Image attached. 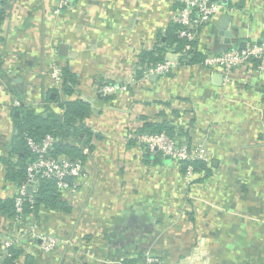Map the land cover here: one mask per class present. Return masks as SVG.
Masks as SVG:
<instances>
[{"label": "crops", "instance_id": "obj_1", "mask_svg": "<svg viewBox=\"0 0 264 264\" xmlns=\"http://www.w3.org/2000/svg\"><path fill=\"white\" fill-rule=\"evenodd\" d=\"M221 1L232 37L226 42L219 16L213 19L197 41L208 54L240 48L264 28L261 0ZM70 3L55 13L57 0H11L0 26L1 200L16 190L2 161L9 154L17 159L10 153L15 101L42 111L44 93L60 89L52 70L69 67L77 84L65 99L92 106L85 118L92 148L83 149L88 178L67 196L72 211L41 210L37 220L29 214L22 223L0 212V242L35 222L39 235L59 244L44 251L39 238H29L11 264H123L145 253L159 264H264V70L241 69L224 84L202 62L183 64L168 51L167 73L147 69L134 79L139 54L165 40L179 1ZM106 81L125 89L104 100ZM51 106L63 113L58 103ZM146 120L188 132L210 157L209 175L189 185L171 159L146 161L139 143L128 141ZM8 256L0 247V264H10Z\"/></svg>", "mask_w": 264, "mask_h": 264}, {"label": "trees", "instance_id": "obj_2", "mask_svg": "<svg viewBox=\"0 0 264 264\" xmlns=\"http://www.w3.org/2000/svg\"><path fill=\"white\" fill-rule=\"evenodd\" d=\"M11 0H0V26L7 15L6 4ZM264 3V0H261ZM179 24L171 21L165 33V40L160 41V44L154 46L151 50H143L138 56V65L134 74V79L141 78L144 72L154 67L157 63L166 60V53L172 51L179 54V61L183 64H192L202 62L206 55L218 54L221 51L227 50L232 46H227L223 50L215 53H205L197 49V42H188L186 39L178 37L177 29ZM186 43L190 44V49L183 50ZM260 59L252 58L250 66L258 70ZM247 68L245 70H247ZM119 87L112 81H106ZM105 82V83H106ZM77 84L76 75L69 67L62 69V86L60 89H49L44 93L42 103V111H38L29 105L21 103L15 106L12 113L13 127L15 135L11 142V154L17 156L16 160L11 159L10 154L2 158L5 168V178L7 181L13 182L16 186H20L26 180V166L29 161L34 158L33 153L29 150L27 137H32L35 141H41L46 135H51L54 141L48 150L49 155L55 158H69L72 160L79 159L85 166L87 155L83 152L84 147L92 148L93 133L86 126L85 118L92 110L91 103L81 98L65 99L76 92ZM104 85V83L102 84ZM54 93V94H52ZM100 95L104 100L111 99L113 94ZM58 103L63 110L61 115L55 113L52 108V103ZM166 133L174 137L176 140L182 141L187 139L190 143V135L186 131L176 130L167 122L153 123L144 121V124L136 129L134 133ZM183 136V140L180 139ZM129 143L135 144L137 141L133 137L128 138ZM143 149V148H142ZM144 150V149H143ZM143 157L146 161L152 160L158 162L162 155L156 151H143ZM191 164L197 172L194 183L202 181L211 172L210 163H205L200 159H195L190 162H182L179 166V172L184 178L186 167ZM16 192V190H15ZM14 192V193H15ZM69 197H64L63 193L58 190L54 179L42 178L35 185V189L31 195V201L24 203L23 214H32L35 219L39 218L41 210L60 211L70 213L72 205ZM0 212L8 217H14V198L0 199ZM17 247L9 249V256L6 258L7 263H12L14 258L18 256ZM140 260L134 257H127L123 260V264H139ZM90 264V263H85Z\"/></svg>", "mask_w": 264, "mask_h": 264}, {"label": "built area", "instance_id": "obj_3", "mask_svg": "<svg viewBox=\"0 0 264 264\" xmlns=\"http://www.w3.org/2000/svg\"><path fill=\"white\" fill-rule=\"evenodd\" d=\"M179 7L172 15L173 22L180 25L177 29L178 37L186 39L188 42H197L200 38L201 31L204 26L213 19L223 13H227V9L221 0H178ZM58 7L54 10L58 13L62 8H71L70 0H57ZM190 44L186 43L183 50L190 49ZM179 55V54H178ZM252 58L260 59L258 70H264V28L261 30L259 37L255 41H250L245 48L231 47L221 51L218 54L207 55L202 61L211 73H219L222 75L223 83H231L232 75L241 69L250 66ZM172 66L170 60L166 59L161 63H157L154 67L149 68V72L163 75L167 73ZM53 85L57 88L62 86V71L57 67L51 72ZM125 89V85L115 87L113 84L104 83L100 88V92L106 94H116L119 89ZM20 101H15V105H19ZM128 137L136 139L137 143L144 149L143 151L160 152L162 157H169L171 161L181 166L182 162H190L200 159L205 163L210 162V157L202 145L190 143L187 139L182 141L176 140L174 137L166 133H130ZM29 150L33 153L34 158L28 162L26 166V180L16 188V192L12 195L14 198V217L15 223H22L23 218L27 215L23 214L24 203L31 201V195L27 192V187L31 185L33 191L35 185L42 178L54 179L55 184L63 193L64 197L76 194L78 186L81 182H86L88 172L81 160H72L69 158H55L49 155L48 150L51 147L54 138L46 135L41 141H35L32 137H27ZM197 172L193 166L189 164L186 167L184 179L189 185L193 184ZM33 193V192H32ZM29 215V214H28ZM35 222L29 227H21L16 232H8L2 237L0 247L3 254L9 255V249L22 245L29 238L41 240V249L51 251L59 244V239L50 234L39 235ZM157 261L150 253L140 260L139 264H150ZM159 264V263H158ZM162 264V263H161Z\"/></svg>", "mask_w": 264, "mask_h": 264}, {"label": "water", "instance_id": "obj_4", "mask_svg": "<svg viewBox=\"0 0 264 264\" xmlns=\"http://www.w3.org/2000/svg\"><path fill=\"white\" fill-rule=\"evenodd\" d=\"M224 3H227V0H224ZM230 21H231V15L229 13H223L218 17L217 23H216V26L219 30V35L222 37H225L226 42H229L230 38L232 37V33L229 30ZM244 45H245V43L242 42L239 45V47L243 48ZM65 47H66V45H60V48H62V49H64ZM215 75L217 76V78L221 79V74L215 73ZM166 158L170 160L169 157H166ZM27 192L29 194H32L33 187L31 185H29L27 187ZM150 264H158V263L156 261H153Z\"/></svg>", "mask_w": 264, "mask_h": 264}]
</instances>
